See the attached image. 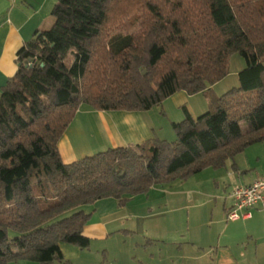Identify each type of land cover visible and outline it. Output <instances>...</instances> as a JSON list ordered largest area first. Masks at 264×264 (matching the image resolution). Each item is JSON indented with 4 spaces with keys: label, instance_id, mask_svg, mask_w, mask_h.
<instances>
[{
    "label": "trees",
    "instance_id": "trees-1",
    "mask_svg": "<svg viewBox=\"0 0 264 264\" xmlns=\"http://www.w3.org/2000/svg\"><path fill=\"white\" fill-rule=\"evenodd\" d=\"M52 16L0 95V264L65 262L62 244L90 246L84 207L123 205L264 142V0H58ZM233 54L246 63L239 87L173 123L176 141L63 162L59 142L82 106L144 112L204 93Z\"/></svg>",
    "mask_w": 264,
    "mask_h": 264
},
{
    "label": "rangeland",
    "instance_id": "rangeland-1",
    "mask_svg": "<svg viewBox=\"0 0 264 264\" xmlns=\"http://www.w3.org/2000/svg\"><path fill=\"white\" fill-rule=\"evenodd\" d=\"M245 66V60L239 54L230 57L228 76L212 91L221 92L216 100L239 87L238 74ZM208 97L211 98V95H196L193 99L205 102ZM216 100L211 102V111L215 109L212 105ZM160 133L166 140L170 138L169 142L177 140L169 124L162 126ZM243 155L240 157L245 164L263 165L264 142L250 146ZM258 156L261 157L260 162ZM225 172L206 168L186 180L176 179L153 187L148 193L134 196L123 205L115 199H105L84 207L86 212L93 214L89 221L92 225L106 223L107 239L94 238L85 249L62 244L65 246V252L62 250L65 262L55 264H211L216 254L210 252L209 246L216 247L219 234L226 225L227 217L225 221L223 218L224 197L232 190L231 181L224 179ZM212 218L214 221L223 220L225 224L221 223L220 227L214 224L211 228L209 223ZM239 224L229 223L231 228L227 237L231 231H240L243 238H247L245 228H238ZM235 244L234 251L230 248L231 254L223 252L224 259L238 258L244 251L242 246ZM9 264L40 263L20 260Z\"/></svg>",
    "mask_w": 264,
    "mask_h": 264
},
{
    "label": "crops",
    "instance_id": "crops-1",
    "mask_svg": "<svg viewBox=\"0 0 264 264\" xmlns=\"http://www.w3.org/2000/svg\"><path fill=\"white\" fill-rule=\"evenodd\" d=\"M57 1L0 0V95L3 87L18 70L19 65L16 60L19 50L35 35L51 29L54 25L52 10ZM219 84L220 82L208 91L197 94L198 96L211 95V98L208 97L205 102L195 101L193 98L196 95L190 96L185 92H179L162 105L144 112L97 111L88 106V109H84L85 106H82L59 142L58 147L62 160L65 164H71L112 148L135 146L153 138L166 140L165 136L161 135L160 128L168 124L172 127L173 123L182 122L186 115L196 119L208 112L212 101L216 100L218 93H221L212 92ZM167 140L169 141L170 138ZM247 150L249 148L235 159L229 160L224 168L218 170L219 172L226 170L224 179L228 178L232 183V190L227 194L239 186L252 184L264 177V164L255 167L249 163L245 164L243 157H240L244 156ZM257 160L260 162L261 157L258 156ZM228 196L224 197V221L226 210L230 205ZM210 220L211 228L214 224L219 227L225 224L223 220L214 221L213 218ZM229 223H241L238 228L240 226L245 228L247 238H243L240 231H231L227 237L231 228ZM107 232L106 223L92 225V222H89L84 229V235L90 240L97 237L107 239L109 235ZM215 244V248L212 244L209 246L210 252L216 254L211 264H264V213L254 210L251 219L234 222L226 218V225ZM234 244L237 247L242 246L244 251H241L238 258L224 259L223 252L231 254L230 248L234 251ZM61 247L65 252V246Z\"/></svg>",
    "mask_w": 264,
    "mask_h": 264
},
{
    "label": "built area",
    "instance_id": "built-area-1",
    "mask_svg": "<svg viewBox=\"0 0 264 264\" xmlns=\"http://www.w3.org/2000/svg\"><path fill=\"white\" fill-rule=\"evenodd\" d=\"M230 205L226 210L227 220H248L254 210L264 213V177L249 185L235 188L228 196Z\"/></svg>",
    "mask_w": 264,
    "mask_h": 264
},
{
    "label": "water",
    "instance_id": "water-1",
    "mask_svg": "<svg viewBox=\"0 0 264 264\" xmlns=\"http://www.w3.org/2000/svg\"><path fill=\"white\" fill-rule=\"evenodd\" d=\"M143 74H144V75L146 74V71H145V70H143Z\"/></svg>",
    "mask_w": 264,
    "mask_h": 264
}]
</instances>
